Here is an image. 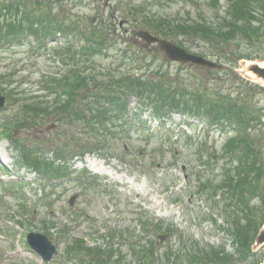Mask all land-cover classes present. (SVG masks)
<instances>
[{
    "label": "rangeland",
    "instance_id": "rangeland-1",
    "mask_svg": "<svg viewBox=\"0 0 264 264\" xmlns=\"http://www.w3.org/2000/svg\"><path fill=\"white\" fill-rule=\"evenodd\" d=\"M215 1L73 0L81 3L82 21L86 15H94L98 21L104 15L105 24H111L110 42L103 50L84 53L83 62L74 63L69 55L65 61L58 55L65 43L60 39L37 48L0 51V92L7 99L6 106L0 108V264H89L85 247L104 250L107 245H114L123 263L140 264L136 246L151 243L157 250L155 264H172L164 253L168 249L182 258L179 264H192L186 259L190 246L223 249L233 257V264L252 263L242 258L238 245L225 231L226 220L216 199L199 193L198 187L201 176L220 181L225 168L231 169L237 159L233 154L223 155L230 130L208 126L203 116L214 118L218 110L227 109L212 103L225 94L233 97L227 103L231 108L241 102L256 111L257 119L264 116V82L248 71L252 62L263 65L264 59H241L233 68L234 60H228L233 55L228 54H234L237 46L231 44L222 48L230 64L221 69L177 63L159 45L138 37L143 28L132 16L137 14L139 21L157 16L167 23L195 18L201 10L211 18L215 15L212 8L223 12L228 8L226 0L211 6ZM74 42L76 46L84 43L78 37ZM184 47L196 55L219 50L204 44L195 47L185 43ZM75 67L83 71L93 67L98 72L92 70V75L98 76V86L89 79L88 89L109 97L106 101L100 98L107 107L125 97L127 88L107 85L110 81L103 75L109 70L120 75L127 68L140 67L141 74L168 73L169 80L185 89L188 99L199 96L200 91L212 97H204L207 100L202 101L200 116L178 110H165L158 116L136 96L126 95L127 115L121 119L100 113L98 132L82 138L79 144L71 141L65 125L56 122L16 124L23 116L20 107L24 102L30 104L36 96L55 101L54 93L40 90L49 77L69 75ZM8 122L13 123L10 130H6ZM258 125L252 137L264 147V122ZM92 138L105 141L104 146L81 158L79 147ZM262 157L264 160V151ZM27 161L41 162V168H33ZM19 179L24 182H12ZM146 216L161 220L166 229L151 238L143 234L140 223L147 221ZM168 230L170 234H166ZM29 231L47 235L57 246L50 262L32 251L26 241ZM159 234L166 237L161 239ZM252 249L261 250L257 238Z\"/></svg>",
    "mask_w": 264,
    "mask_h": 264
},
{
    "label": "trees",
    "instance_id": "trees-1",
    "mask_svg": "<svg viewBox=\"0 0 264 264\" xmlns=\"http://www.w3.org/2000/svg\"><path fill=\"white\" fill-rule=\"evenodd\" d=\"M219 1L216 0L210 4L216 7ZM226 1L229 2L228 8L224 12L219 8H212L215 15L211 18L201 10L198 14L196 13L195 18L170 20L167 23H162L157 16H148L141 21L134 12L132 16L142 28L173 40L183 47L185 43L189 46L193 44L195 47L202 44L218 46V51L204 50L205 52L201 55L211 56L220 63L225 60L223 64L226 66L230 63L222 48L231 44L237 46L234 54L231 52L228 54L233 55L228 59L234 60V62L231 61L233 68H237L241 59H264V0ZM80 8L81 3L73 2V0H0V51L16 50L20 47L37 48L41 44L47 45L50 41L60 39L65 43L58 49V55L64 61L68 55L69 60L74 63L82 61L84 53H98L110 42L111 24H105L104 15H101L99 21L94 18V15L88 17L86 15L82 21L83 13ZM130 12L131 10L124 14L125 17ZM147 24L156 28L152 26L149 28ZM74 37H78L84 43L76 46ZM92 70L95 69L92 67V69L88 68V71H83L75 67L71 69L69 75L64 74L54 79L48 76L47 85L40 90L47 91L49 95L54 93L55 101L48 100L47 96L43 97L44 101H42L36 96L38 100L32 99L30 104L24 102L20 107L23 116L16 124L33 123L38 120L39 122H56L62 126L65 125L67 132L71 135H69L71 141L79 144L82 138L91 137L93 133L98 132L96 126L102 115L123 119L128 110L127 96H136L144 105L152 106L157 115L178 110L199 116L203 109L202 101L211 96L200 91L199 96L195 94L196 97L191 96V99H188L185 89L177 87L178 84L169 80L168 73L156 71L153 74H141L140 67L127 68L122 70L120 75H114L112 70L103 75L104 79L110 81L107 85L118 90L127 88V96L118 98L116 102L111 101L109 103V105L112 104L111 107H107L100 103V98L106 101L110 99L109 97L99 96L93 91L89 92V79L93 80L95 87L98 86V76L94 77ZM225 95V97L216 98L212 103H221L227 109L223 112L218 110L214 118L203 116L202 120L209 122V125L206 124L216 130H230L231 135L224 144L223 155L233 154L235 158L237 157L236 163L231 169L225 168L223 171L225 173L218 182L212 179L203 180L201 176L198 190L199 193L210 195L209 199H216L219 196L216 201L223 210L221 214L226 220L225 231L238 245L243 259L247 262L250 259L253 260L251 264H261L264 261V251L261 248L254 252L252 246L264 224V160L262 157L264 147L260 146L252 135L253 131L259 129L258 124H263L264 116L257 119L256 111L241 102H235L236 108H231L227 103L231 102L233 97ZM246 95L247 93L243 97ZM206 96L207 99L204 98ZM238 97L240 98L239 95ZM8 124L6 130H10L13 123L8 122ZM92 139L98 143L92 142ZM92 139H89L86 145L79 147L78 154H85L93 148L104 146L105 141L98 138ZM19 149L24 154L27 152L26 147L19 146ZM33 165L41 168L42 164L35 162ZM55 171L60 172L56 168ZM149 226L152 227L151 231H148ZM142 227L149 235L158 234L166 229L163 222H155L153 219L144 223ZM170 232L171 230L166 231L169 234ZM85 248L88 252L86 255L89 257V264H125L118 258L111 245L104 250H98L95 247ZM136 248L138 249L135 254L138 255L137 260L140 264H155L153 258L157 255V250L154 243L145 244L140 248L136 246ZM164 253L172 264L182 262V258H179L171 249ZM186 259L192 264H233V257L230 254L214 247L192 248L190 246Z\"/></svg>",
    "mask_w": 264,
    "mask_h": 264
},
{
    "label": "water",
    "instance_id": "water-1",
    "mask_svg": "<svg viewBox=\"0 0 264 264\" xmlns=\"http://www.w3.org/2000/svg\"><path fill=\"white\" fill-rule=\"evenodd\" d=\"M138 36L146 40L148 43H157L160 48L166 52L168 57L173 61H178L181 63H194L199 66H205L209 68H217L220 69L223 65L207 59L203 56L196 55L193 53H189L184 48L176 45L175 43L167 40L161 39L160 37L145 31H138ZM248 71L252 72L258 79H261L264 82V65H260L259 63H252L248 67ZM6 103V98L0 93V107L4 106ZM28 242L31 247L37 251L44 260L50 261L54 254L56 253V246L52 243V241L45 235L37 232H30L28 234ZM257 243L259 245L264 244V229L260 232Z\"/></svg>",
    "mask_w": 264,
    "mask_h": 264
}]
</instances>
